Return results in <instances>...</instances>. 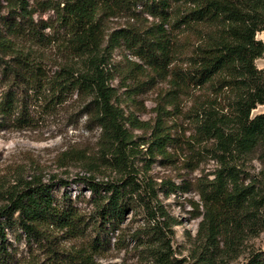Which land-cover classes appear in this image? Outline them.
Segmentation results:
<instances>
[{
  "label": "trees",
  "instance_id": "16d2710c",
  "mask_svg": "<svg viewBox=\"0 0 264 264\" xmlns=\"http://www.w3.org/2000/svg\"><path fill=\"white\" fill-rule=\"evenodd\" d=\"M4 1L11 5L5 35L0 34V128L32 127L31 108L43 115L74 94L88 98L102 149L121 177L100 183L89 175L90 210L65 196L54 197L51 181L36 176L0 192V219H5L0 221V264L14 263L8 224L20 231L28 248L16 264H96L109 250L104 234L118 229L128 211L136 214L138 201L154 215L147 194L153 188L130 177L127 151L138 146L125 124L140 128L144 123L125 117L115 102L116 90L109 85L115 49L124 54L119 62L124 80L132 81L125 86L127 98L157 81L168 86L158 94L150 137L141 142L148 156H169L166 148L174 137L162 119L170 114L166 107L174 111L184 98L194 128L191 140L183 143L186 166L197 167L203 152L215 162L211 179L196 180L200 251L188 264H226L245 237L264 227V176L255 179L245 171L253 156L264 165V113L250 116L264 106V69L255 65L264 57V43L255 37L264 32V0H61L45 3L54 17L38 22L24 0ZM144 15L151 20L139 19ZM120 16L135 23L113 30L103 45L106 23ZM50 48L64 58L54 71L47 66ZM217 98L226 102L225 113ZM86 169L94 173L97 166L89 163ZM100 189L104 196L98 195ZM244 264H264V259L254 253Z\"/></svg>",
  "mask_w": 264,
  "mask_h": 264
},
{
  "label": "rangeland",
  "instance_id": "374dc122",
  "mask_svg": "<svg viewBox=\"0 0 264 264\" xmlns=\"http://www.w3.org/2000/svg\"><path fill=\"white\" fill-rule=\"evenodd\" d=\"M24 1L28 9L33 10V20L38 22L53 18L54 11L47 9L46 5L56 4L61 0ZM10 5L0 0V34L3 36L4 21L8 18ZM144 18L151 20L146 15L139 16V19ZM128 23L135 21L123 16L110 18L105 25L103 45L113 30ZM255 37L264 43V32L257 33ZM48 50L50 61L47 66L50 71H54L63 64L64 58H61L63 56L55 48ZM122 56L124 54L120 49H115L111 54L110 63L114 66V72L109 85L116 90L115 102L123 110L124 116L128 119L135 117L137 125L144 123L140 128L132 127L129 121L125 124L138 146L128 148V166L130 177L135 179L136 184L153 188L152 191L148 189L147 194L154 215L153 218L149 216L146 205L138 201L139 211L136 214L128 211L118 229L104 234L110 241L109 250L97 257L95 263L159 264L163 260L166 264H188L200 251L195 237L201 220L198 213L202 212V207L196 180L205 177L211 179L210 173L216 167L215 162L208 152H203L202 161L197 167L186 166L188 154L183 143L191 140L194 128L192 118L185 112L190 102L184 98L180 99L182 104L178 109L171 111L170 107H166L170 114L162 119L164 125L170 127V135L174 137L172 146L166 148L169 156H148L147 144L141 142L150 137V127L156 117L158 94L168 89V86L164 81H157L153 88L150 86L149 89L127 98L125 86H132V81L124 80L125 70L119 66ZM127 58L137 62L129 55ZM255 65L258 69H264V57L255 60ZM88 101V98H80L74 94L60 106L47 107L43 115H37L31 108V115L36 118L32 127L14 129L7 124L0 128V192H4L16 181H30L36 176L43 182L51 181V193L54 197L65 196L76 206L91 209L89 201L94 194L88 188L89 175L93 174L95 181L100 183L118 179L121 175L114 171L110 163L111 154L102 149L101 129L90 120L92 106ZM216 101L225 113L226 102L222 98H217ZM259 113H264V106H257L250 116ZM211 144L212 141L206 143L207 146ZM253 158L255 159L247 162L245 171L250 177L259 179L264 176V165L260 164L256 156ZM89 163L97 166L94 173L87 171ZM98 193L104 196L101 189ZM3 202L0 197V204ZM15 217L16 214L13 219ZM0 221L4 223L5 219ZM5 234L8 251L13 254V264H16L27 255L25 239L22 234L18 237L20 231L11 224L5 227ZM138 234L140 238L137 240ZM116 239L119 241L113 246ZM254 253L264 259V227L258 233L245 237L239 249L225 261L226 264H244L247 257Z\"/></svg>",
  "mask_w": 264,
  "mask_h": 264
}]
</instances>
